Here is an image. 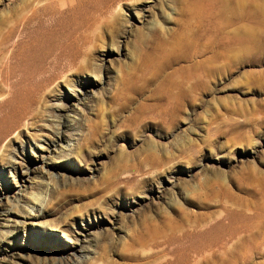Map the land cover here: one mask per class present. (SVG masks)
<instances>
[{
	"label": "rangeland",
	"instance_id": "obj_1",
	"mask_svg": "<svg viewBox=\"0 0 264 264\" xmlns=\"http://www.w3.org/2000/svg\"><path fill=\"white\" fill-rule=\"evenodd\" d=\"M52 3L75 62L0 56V116L34 96L0 126V264H264V0H0V55Z\"/></svg>",
	"mask_w": 264,
	"mask_h": 264
},
{
	"label": "bare ground",
	"instance_id": "obj_2",
	"mask_svg": "<svg viewBox=\"0 0 264 264\" xmlns=\"http://www.w3.org/2000/svg\"><path fill=\"white\" fill-rule=\"evenodd\" d=\"M66 11L67 9H61V7L58 8L56 7V5L54 6L53 3L46 4L38 7L37 9L32 10V13L29 16H27L25 19H23L20 22V24H18V26L15 27V29L12 30L8 35L5 41L6 42L5 46L7 47L0 55L1 59L6 58L9 61L10 60L13 61L14 59L21 60L22 62H20L19 64L29 67L30 68L29 71L32 70L31 72L40 70L42 66L47 64L48 61L52 63L54 62L56 63L59 60H64V61L66 60L69 62L72 60V62H75V59L79 54V51L78 50L76 52L73 51L74 50L73 45H71V48L67 46L71 38L73 39L76 38L74 33L75 31H70L69 23L65 22L63 19H60V16L62 17V15ZM7 48L10 50L8 54H7ZM17 55H21V58L19 59ZM9 74L10 72L7 75L8 77ZM49 78L50 80H53V77L51 75H49ZM16 96H17L16 97L17 100L9 101L11 105V111L4 115L1 114L0 116V126L4 124L10 125L11 123H13V126L10 127L12 129L9 128L10 130L8 131L15 130V128L21 127L24 118H27L30 115L29 114L31 112L30 103L34 99L33 94H29V93L28 94L24 93L23 95H16ZM9 103L7 104L9 105ZM3 104L4 102H1L0 107ZM2 133H0V135H2ZM0 143H1V139H0ZM69 144H70L69 140H67L66 142L65 139L60 138L58 140V143L54 145L43 144L42 146L46 148L45 150H48V154H50L60 149L65 150L63 146L64 145L68 146ZM2 149L4 150L5 147ZM44 163H43V168H45L46 171L49 172L50 168ZM13 168H15L14 173L17 175V177L22 176V172L19 170L18 167H13ZM14 179H15V184H17L18 180H16V178Z\"/></svg>",
	"mask_w": 264,
	"mask_h": 264
}]
</instances>
